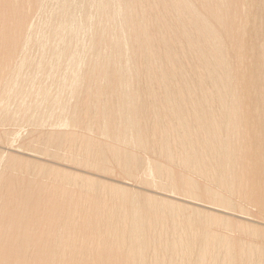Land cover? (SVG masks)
I'll list each match as a JSON object with an SVG mask.
<instances>
[{
  "label": "bare ground",
  "instance_id": "bare-ground-1",
  "mask_svg": "<svg viewBox=\"0 0 264 264\" xmlns=\"http://www.w3.org/2000/svg\"><path fill=\"white\" fill-rule=\"evenodd\" d=\"M28 1L30 0H22L21 6H24ZM204 1L206 2L207 0ZM204 1L101 0V5H99L101 6V11H98L99 15L96 14L98 16V18L96 17L98 21L94 16V23L96 21L97 25L94 24L96 25V28L93 29L94 34L91 36L93 38L92 48L95 50L93 53L94 55H91V60L85 61L86 63L82 60V63L86 65V70L88 68V70L90 69V72H86L88 77H85V81L80 79L82 76H80L79 79H76L77 83L82 84V82H84L86 85V87L83 88V90L85 89L84 93L81 92V94L76 91L75 101H78V104H73L75 106L71 105L69 109L67 105L62 109H59L54 100L55 94L53 93V87L50 86L52 90H49V86L47 87L48 90L44 87L46 88V91L41 88L44 90L43 92H41L39 87H36L35 94H37L38 99H40L41 96H45L46 102L48 99H50V102L44 106L45 99L41 98L39 100L40 105L35 111L38 109L40 110L42 107L39 112L40 115L38 114L39 116H37L38 119L45 118L57 122L59 121V115L62 114L63 117L61 121L74 123L79 120L81 126L76 130H74L75 128L64 129L61 131L62 135L60 137L58 135L59 132L57 131H52L50 134L52 137L54 135L55 143L57 142L59 145L67 147L69 151H73L71 148H73L74 145L79 144L80 146L76 145V148L79 146V149L73 153L78 157L76 159L82 164L102 170L108 169L107 163L109 159L120 164L121 160L128 157L131 153L123 147L108 143L104 140L102 141L100 137L93 135L91 130L89 132L86 128H91L92 131L96 132L104 131L103 128H105V131L109 132L113 137L123 139L124 141L140 146L145 150H150L154 145H160L164 148L163 150H165V156L168 160L178 154L180 147L181 149L187 150L189 144H192L193 147H191L193 149H190V151L192 150V153L189 152V150H187L189 155L188 153H185L184 150L179 153V156L186 155L185 158L188 167L192 164L194 165L201 162L208 155L213 166L217 170L219 187L225 186L230 189L232 193L242 192V198L246 205L239 207L243 208V206L253 205L259 210L264 211V0H212L209 5L207 1L206 6H204ZM232 1H235L234 7H232L234 4H232ZM150 5L157 8L155 13L151 11L154 13L151 14L152 16L148 14L147 10H145L146 7L148 8ZM194 6L206 7L207 10L203 15L209 14L211 16V23L220 24L221 31L218 32L220 28L216 29L210 22L197 18L198 15L196 16V12H199L200 7H197L198 10ZM172 7L174 8V12L175 10L177 11V17H174V19H172L173 15L175 16L174 12L173 15H170L172 14L170 13V10L172 12ZM99 8L100 7H98V9ZM92 11H94V9ZM150 19L154 21L151 25H149V21L151 22ZM193 19L198 20V22L193 21ZM27 23L30 24L27 22L26 15L23 14L21 20L16 24V28L24 29L27 27ZM0 26H3V23H0ZM4 26V29H1L0 27V31L2 32V39L0 38V52L3 53L4 51L9 55H11L12 52L17 53L18 50L21 49L22 38L19 39L20 36L17 35H14V37H7L6 35H10L14 27L9 28V26H12L9 25V30H6L7 24ZM208 26H211L213 29ZM67 28L64 30L75 33L73 29L66 30ZM64 30L55 29L52 33H56L59 38L67 39V42L69 40L66 34L69 32L65 33V36H67L66 38L63 36V33L65 32ZM79 34L81 33L79 32ZM223 37L228 39L226 44L229 43L231 49L234 51L233 60H229L225 54L224 46L226 44L222 40ZM72 38L74 39V37ZM226 38L224 41L227 40ZM211 40L214 42L212 43ZM4 42L6 44H4ZM174 43H176L175 45H178L176 47H179V51L184 52L186 50L191 54L190 62L187 60L188 58H185V60H187L185 61L187 65L183 63L184 61L181 63V58L179 59L180 62L177 61L176 52L178 49L176 48V52L173 50L175 46L173 45ZM78 44L81 46L80 42H78ZM88 44L91 43L89 42ZM37 47H39V45ZM129 50L132 57V60H130L131 63H128L124 57H122L123 54L127 53ZM80 51L82 50H79V52ZM82 52L84 53V57L87 58L85 55L86 52ZM76 55L74 49H72L70 53L71 58L76 57ZM81 55L83 56L82 53ZM41 56L42 55H40V57ZM180 56L182 57V55ZM51 59L52 58H49V60L46 59V61L48 62ZM40 60H42V57ZM10 61V63H2L3 67H0V69L6 72H12V60ZM28 63V67L26 64L24 65V73H28L31 63L35 65L32 60L28 61ZM144 67H146V69H144ZM186 67L190 73V76L188 75L189 78L186 76L188 74ZM79 71H81V74L79 75L84 76L82 70ZM141 71H144V74H141L142 76L139 74ZM21 76L22 75L20 74L19 81L21 80ZM28 77L29 73L28 76L25 77L26 80H28ZM73 77L74 75L71 78ZM132 80H135V83ZM92 81L105 83L107 84V87L105 86L104 88L102 87L103 85L99 87L98 85L100 84L95 85L96 82L92 83ZM136 81L137 83L139 82L138 84L140 86L143 83V89H145L141 90L144 91L143 93L139 92L141 88L138 91L139 93L137 91V93H135L133 88L136 87ZM19 84V88L22 89L23 85ZM24 84L27 83L25 82ZM92 84L98 87L95 88ZM7 87H9L8 84L5 85L6 89ZM21 94L22 93L17 90L13 92L9 91L10 98L21 96ZM48 95L49 97H47ZM62 97L64 98V96ZM104 99L105 103L103 104ZM65 100L68 102L67 99ZM178 100H180L181 105L185 104H183L184 101L193 102L194 105L192 107H194V109L192 112L190 111L191 108L189 110L187 109V111L188 113L190 111L189 114L193 113L192 115L196 117L195 119H202V123L198 122L196 123L197 125H190L185 116V109H180L178 107L180 104H177V106H171V104L174 103L176 105ZM181 101L183 102L181 103ZM91 106H94L96 109L97 107L99 109H104L87 116V113L89 112L87 111V107ZM81 107L87 108L86 115L84 112V114H82V112L79 111ZM92 109L90 112H93ZM57 110L58 112L54 114ZM107 110L113 111L112 118L107 115ZM79 112L83 116H80ZM220 112H227V114L230 115L232 113L238 115L237 119L239 118V120L237 124L241 128L239 130L243 132L245 136V141L241 144V153L235 156L231 155V157H236L239 162L227 161L226 159L217 160L216 156L214 157L211 153L213 149L223 143V130L218 121ZM0 113H2L0 114L1 119L5 113L7 114V111L0 109ZM75 113H78L80 118L75 117ZM151 113L153 119H156H152L155 124L154 127L151 128H153L154 132L159 135L158 140L155 142L149 140L146 129L147 125L144 124L146 123L145 121L148 120L145 114L148 116L150 114L151 117ZM188 113L186 114L187 116ZM171 114H174V116L176 115V117L181 119L177 120L173 116V118L177 120V126L179 122L183 127L182 133H179L180 135L178 134L177 143L175 141L173 144L171 143L172 139H170V137L172 133L176 131L174 130L176 127H174L175 121L173 122L170 120ZM205 119L206 121L204 122ZM229 131L230 133L227 142L230 143V146H234L237 139H233L236 138L239 133H236L235 129H232V126ZM154 135H152V138H154ZM51 136L49 135L48 138ZM176 144H178V146L180 145V147L177 148ZM194 149H196V152L198 150V153H196ZM24 153L29 154L28 151H24ZM137 154L139 153L135 152L131 156V158L135 160L133 164L130 163V157L128 159L129 163L124 164L128 169V173L131 175H133L135 171L146 162V157L144 159V157L142 158L140 157L141 155ZM179 156H176L174 160L181 159ZM185 158L180 160V162L183 161L181 163L184 165ZM229 163L234 166L229 167ZM202 169L203 168L199 169V174ZM50 171H52V174L56 173V171ZM6 172L7 171H3L0 174L1 178L4 180ZM202 172L201 174H203ZM15 174H17V172ZM20 174L18 173V175L15 176L19 177ZM238 174L239 176H237ZM9 175L12 174L9 173ZM58 175L59 174L56 176ZM173 175L174 171L168 165H160L159 170L154 173L147 170L145 178L148 181H155L160 188L169 190V180ZM20 176L22 177V174ZM150 176H153L155 180H152ZM12 177H14V175H12ZM12 177H9L8 179H11ZM16 179L12 178V182L9 180L10 183L7 181L8 186L4 187V191L0 195V264H28L26 259L31 256V258H49L52 261L56 257L55 248L43 250L42 253H33L32 251L25 250L32 249L37 242L43 243L44 238L41 235L47 233L40 232L38 227H40L41 224H43L44 227L50 225V219L54 217L53 212L55 211V207L50 204H45V206L42 207H32L31 212L33 211V214L31 213L27 216L24 212H21V209L20 211L18 209L17 213L13 212L15 208L12 211V204L18 202V200L22 198L20 193H24L25 190L20 187L22 181L20 182L19 179L18 181ZM180 180L183 184V186L180 187L183 195L196 198L201 194L210 199V201H213V203H221V205H224L223 207L231 208V210L236 207L230 196L223 195L218 191H195L192 184H196V179L182 178ZM21 184L23 186V183ZM90 184L91 182L88 181L85 184L83 183L85 188L88 187V190L92 191L94 183L91 184L92 186H88ZM17 188L21 189L17 191ZM93 188H95V186ZM101 188L106 189L104 186H101ZM98 189L97 191L94 189L95 193L98 192ZM107 189L111 192V189ZM101 191L102 193L104 192L102 189L99 192ZM62 193L68 194L66 191H63ZM105 194L107 193H103V195ZM101 196V199L107 197ZM202 196L198 197V199ZM116 201L118 202V200ZM109 202L106 201L105 203L103 201V204H105V206H103L107 212H104L103 208V213L106 214L103 215L105 217H103L104 219H98V216H101V214L97 215V217L95 216L96 218L87 217L81 223V225L87 229L85 239H90L91 241L88 242L90 244L87 246L85 244L79 245L78 254L80 256L86 254L80 250V247L85 246L84 249L87 250V253L94 257H91L94 259V261L93 259L91 260L92 264H94V262H97V264H123L119 261L122 257V254L120 253L122 248H126L130 252L133 251L137 255L135 261L126 264H148V258L145 257L147 254L145 253L144 256L145 251L137 242L138 238L140 240H146L152 236L158 237L160 239L159 242H163L162 244H164L170 252L178 245L187 247L186 245L190 243V241L179 239L180 242H178L179 240H174L172 242L173 244H168L167 240L163 239L168 235L169 229L165 220H163L164 224L161 222L162 220L160 221L159 217L162 219L167 213L166 209L171 210L172 206L173 210L176 209L171 202L158 203L156 200H150L146 203L135 202L136 204L133 203V205L135 204V209L133 213L130 212L131 215L129 216V212L127 213V211L124 210L126 204H124V206L122 204L121 207L115 205L117 204L116 202L113 204L112 201V206ZM107 203L109 204L108 210L106 209ZM131 203L132 202H130V204ZM137 206L139 209H136ZM141 207H156L159 212L149 209L145 214L143 212L145 210ZM178 209L181 211L180 207ZM100 210H102V207H99L98 209L94 208V213H99ZM178 213L179 212H177L176 215H180ZM167 214L166 216H168ZM18 217L25 219L26 226L25 224L23 225L25 227L22 228V226L19 225L20 227L15 226L16 228H13V223L16 222ZM131 217L133 218L130 221L129 218ZM185 217L186 219L183 220L184 224H182V222H175V224L177 227L180 225H182L183 228L188 226L190 228L193 227L192 232H195L197 239L190 231L191 229H189V231L193 237L195 236L194 239L198 240L201 244L202 259L210 258L212 264H219V259L222 254L221 264H263L264 242L259 244L256 248L246 250L245 252L247 255L245 257H241L242 253H239L237 257L235 255L236 258L232 259L231 256H224L226 245H224L223 242L227 236H222L220 235V232L212 229L211 221L209 219L201 216V218L194 220L191 219L190 214H187V216L185 214ZM212 220H214V218ZM177 221L182 220L178 219ZM79 224L80 223H75L66 227L58 225L56 229H65L75 232L80 228ZM103 227H109L113 231L102 230ZM119 229L123 230V233L128 231L130 234L126 236L125 233L123 235L120 234L122 235L120 236L118 235ZM186 229H183V231ZM175 230H177L176 227ZM2 231L3 233H1ZM12 232L16 234L11 236ZM38 234L41 235L37 236ZM190 237L191 235L186 238ZM108 242L114 244V248L111 251L105 249V244H103L102 247V243ZM244 242L245 240H240V244ZM95 245L97 246L95 247ZM213 249H216L217 252L213 251ZM164 263V260L157 258L154 262L149 264Z\"/></svg>",
  "mask_w": 264,
  "mask_h": 264
},
{
  "label": "rangeland",
  "instance_id": "rangeland-1",
  "mask_svg": "<svg viewBox=\"0 0 264 264\" xmlns=\"http://www.w3.org/2000/svg\"><path fill=\"white\" fill-rule=\"evenodd\" d=\"M207 1H208V5L212 2V0H207ZM21 2L22 0H0V23H3V26L7 24L6 30H9L8 29L9 25H12L11 27L9 26V28L14 27L13 30L11 31V34L6 36L7 37H14V35L20 36L19 39L22 38L21 42L23 43L22 44L20 42L21 49H19L17 53L12 52L11 55H9L6 54L4 51L3 53L0 52V67H3L2 63H8V62L10 63L11 62L10 60H12L11 63L12 72H6L0 69V109H4L7 111V114L5 113L0 119V174L3 171H7L5 174V180L2 179L0 176V195L4 191V187L8 186L7 181L11 180L12 182V178L16 179L18 176L15 175L21 173L22 177L20 176L21 175L20 174L16 180L18 181L19 179L20 182L22 181L21 183H23V186L19 182L20 187L25 190L24 193H20V195H22V198L19 199L18 202L12 204L11 206L12 211L15 208L13 212L17 213L18 209L19 211L21 209V212H24L25 215L27 216L30 215L31 213L33 214V211L31 212L32 207H39V206L42 207L45 206V204L46 205L50 204L51 206L55 207V211L53 212L54 217L50 219V225L44 227L43 224H41V226L38 227V230L40 232L47 233L45 235H41V234L37 235V236L39 235L43 236L44 238L43 243L37 242L32 249L25 251H32L33 253H37V252L42 253L43 250H49L51 248H55L56 257L54 260L51 261V259L49 258H40V257L31 258L32 257L31 256L26 259L28 264H92L91 260L94 257L87 253V250L84 249L85 246L80 247V250L81 252H84L86 254L81 256L78 254V246L84 244L87 246L88 244H90L88 242L91 241L90 239H85L87 229L86 227L82 226L81 223L87 217L94 218L95 216L97 217V215H101V214H102L101 216H98V219L101 220L104 219L105 217L103 215L106 214L103 213V208L105 206V204H103V201L105 203L106 201L107 202L110 201L109 202L111 203L110 205H112V201H113V204H115L114 202H116L117 204L115 205H119L121 207L122 204L123 206L124 204H126L124 206L126 208L124 207L123 208L124 210L127 211V213L129 212L128 216L131 215L130 212L133 213L136 204L135 202L146 203L147 201L150 200H156L158 201V203L171 202L174 205V207H176V209H174L175 211L172 209L173 206L171 210L166 209L168 213L166 214L168 216H166V214L164 213L165 217L161 215L164 218L162 217L161 219V217H159L160 221L162 220L161 222L164 223L163 220H165V223H167L169 229L168 235L165 236L163 239H166L168 244H173L172 242L174 240H179V239L190 241V243L186 245L187 247L178 245L170 252L169 250H167L165 245L162 244L163 242L161 243L159 242L160 239L158 237L152 236L151 238L146 240L143 239L140 240L138 238L137 242L141 245V247L145 251L144 256L145 253L147 254L145 257L148 258L147 260L148 264L154 262V260L157 258L164 260L165 261L164 264H212L210 258H205V259L201 258V254H202V248L200 246L201 244L199 243L198 240L194 239L196 235L194 231H193L194 233L192 232L193 227L190 228L188 226L183 228L182 225H180L181 227L180 226L177 227V225L175 224V222H179V223L182 222V224H184L183 220L186 219L185 214L186 216L187 214H190L191 219L194 220L201 218V216L202 217L204 216L205 218L211 221L212 229L220 232V235L222 236H227V238L223 242L224 245H226V252L224 256H229V257L231 256L232 259L236 258L239 253H242L241 257L243 256L245 257L247 255L245 252L246 250L250 248H256L258 247L259 244H262V242H264V211L259 210L253 205L243 206V208L239 207L242 205H246L243 201L244 199L242 198L243 193L242 192L232 193V191L226 188L225 186L219 187L220 185L218 184V180H217L218 178L217 170L213 166L208 155L201 162L196 163L194 165L192 164L188 167V165L186 164V158H185L186 155L179 156V153L183 150L185 151V153H188V155L189 152L192 153V150L190 151V149H193L192 144L191 145L189 144L187 148L189 152L185 149H181L180 145L178 146V144H176L177 148L180 147L179 148L180 150H178L179 152L176 156L177 157L179 156L181 159L185 158V160L183 159L185 161V165H184L181 163L183 161L180 162L181 159L174 160L176 156L168 160L165 156V150H163L164 148H162L160 145H154L150 150H145L144 148L133 145L129 142L124 141L123 139L113 137L111 134H109V132L105 131V128H103L104 131L101 132L92 131L91 128H86V130L89 132L91 130V133L93 135L100 137L102 141L104 140L107 141L108 143L123 147L124 149H126L131 153L128 157L122 159L120 164L112 159H109L107 163L108 169L102 170L93 166L82 164L76 159L78 157L73 153L79 149L80 146L79 144H76L79 145L78 148H76L77 146L74 145L73 148H71L73 151H69L67 147L59 145L57 142L55 143L54 135L52 137L50 134L52 131L59 132L58 135L60 137L62 135L61 131L64 129L75 128L74 130H76L77 128H80L79 127L81 126L80 121L78 120L77 122L74 123L61 121L63 117L62 114L59 115L58 117L59 121L57 122H53L45 118L38 119L37 116L40 115L39 112L42 109V107L40 110L39 109L37 110L38 112L35 110L40 105L39 100L41 98L45 99V96H41L40 99H38L37 94H35L36 87H39V89L42 88L44 90L48 86H49L48 88H50V86L53 87L54 88L53 93L55 94L54 100L57 106L59 107V109H62L66 105L69 109L71 105L76 103L78 104V101L77 102L75 101L76 91L78 93L81 92L84 93L85 89L83 90V88H85L86 85L84 82H82V84L77 83L76 79L77 78L79 79L80 76H82L80 79H82V81H85L86 78L88 77V74L86 75V72L87 71L90 72V69L88 70L87 68L86 70L85 67L86 65L82 63V60L83 62L87 60L90 61L91 55L92 56L94 55L93 53L95 50L92 48L93 38L91 36H93L94 34L93 29H95L96 28L95 26L97 25L96 21L94 23V20L95 19L97 20L98 18L97 15H99L98 11L99 12L101 11V6H99L101 5L100 3L101 0H30L24 6H21ZM206 2L204 1V6L207 5ZM232 4H233L232 7H234L235 1H232ZM204 6L202 7L194 6L195 8L200 7L199 8L200 10L197 8L199 12H196L197 13L196 16L198 15L197 18L204 19L205 21L211 23V19H210L211 16L209 14L203 15L204 12L207 10V8ZM98 7L100 8L98 9ZM92 8L94 9V11H92L93 10ZM171 9L172 12L170 10V13L172 14L170 15H173L174 8L172 7ZM145 10H147L148 14L151 15L157 11V8L150 5L148 6V8L146 7ZM151 11H153L154 13ZM23 14L26 15L27 22H29L30 24L27 23V27H25L24 29L23 28L18 29L16 28V24L19 22V20H21V16ZM174 14L175 16L173 15L172 19H174V17L175 18L177 17L176 10ZM10 21L12 24L10 23ZM193 21L198 22V20L195 19H193ZM152 22L154 23V21L152 20L151 22L149 21V25H151ZM212 25L216 29L220 28V24H212ZM3 26H0L1 29L5 28V26L4 27ZM208 27L212 28L211 26ZM65 28H67L66 30L73 29L75 33L65 31L64 30ZM55 29H61V30L63 29L65 31L63 33V36H65L66 32H69L66 35L68 36L69 41L71 39L70 42L67 41L70 44L66 42L67 39L59 38L56 35V33H52L54 32L53 30ZM220 31L221 28L218 32ZM79 32L81 34H79ZM0 33H1L0 34V38H1L2 32L0 31ZM220 34H224V33H220ZM67 36L65 37L67 38ZM71 36L74 37V39ZM225 38L226 37H223L222 40L226 44L228 42V39L226 38L227 40H225L226 41L225 42L224 41ZM78 42H80L81 46H79ZM89 42L91 44H88ZM4 44L6 43L4 42ZM175 44L176 43H174L173 45ZM38 45L39 47H37ZM176 46L178 45H175L173 49L175 52L179 48ZM72 49H74L75 55L77 54L76 57L73 58H71L70 56ZM224 49H225L224 50L225 54L229 58V60H233L234 51L231 49V45L229 43L226 44L224 46ZM79 50L85 51L86 52L85 55L88 59L85 58L84 53L82 51L79 52ZM185 51L184 52L179 51L178 49L177 51L178 53L176 52V54L178 59L177 61H179V59L181 58L180 59L181 63L184 61L183 63L187 65L185 61L189 60L190 62L191 54H189L188 51L186 52ZM81 53L83 54V56L81 55ZM40 55H42L41 56L42 60H40L41 59ZM180 55H182V57ZM48 57L52 59L47 62L46 59L49 60ZM122 57H124V59L129 63L130 60H132V57L130 55V50L127 53H124ZM185 58L188 59L185 60ZM31 60L34 62L35 65L31 63V66L33 67L30 66V69L28 70L29 77L28 80H26L25 77L28 76V73H24L23 68H25L24 66L25 64L28 67L29 65L28 61ZM74 68L77 69L75 70ZM144 69H146V67H144ZM79 70H82L84 76L79 75L81 74L80 73L81 71ZM144 71H141V73L139 74L141 75ZM20 74L22 75L20 80L21 82L19 81ZM73 75H74L73 77L74 79L71 78ZM188 75L190 76L189 72L186 75L187 78H189ZM25 82L27 84H24ZM95 82L92 81V83H95V85L100 84L98 85L99 87L102 85H103L102 87L104 88L105 86L107 87V84L105 83H101L99 81L98 82L95 81ZM133 82L135 83V80ZM19 83L23 85L22 89L19 88L18 86ZM138 83L136 81V85H135L136 87H134L133 89L135 90V93H137L141 88L139 92L143 93L144 91H141L144 88L143 83L142 84L140 83L141 86ZM6 84H8L9 86L7 87V89L5 88ZM92 85L95 86L94 84ZM97 87L95 86V88ZM48 88L46 90H48ZM42 89L41 92L44 91ZM15 90L20 91L22 93L21 96L10 98L9 91L13 92ZM49 90L52 89L50 88ZM62 96H64V98ZM47 97H49V95ZM65 99H67L68 102ZM105 99L103 100V104L105 103ZM44 102L43 105L45 106L50 102V99H48L47 102L45 99ZM182 102L183 101H181V103ZM177 104L178 105L180 104V100L177 101L176 105L174 103L171 104V106H177ZM183 104L184 105L180 104V106L178 107L182 110L185 109L186 114L188 113L187 109L189 110L191 108L190 110L191 112L194 109V107H192L194 103L191 101L190 102L184 101ZM4 107H6L7 109ZM82 108L83 107H81L79 111L82 112V114L85 113V115L87 113L86 110L88 108L87 111H89L88 112L89 114L87 113V116L92 113L95 114L97 113V111L99 112L100 110L104 109V108L99 109L98 107L96 109L94 108V106L87 108L84 107L83 109ZM91 109L93 110V112L92 111L90 112ZM110 111L107 110L106 113L108 112L107 115H109L112 118L113 111L112 110ZM57 112L58 110L55 111L54 114H56ZM189 113L188 116L186 114L185 116L188 122L190 123V125H194L198 122L202 123L201 121L202 119L200 120L197 117L200 120L199 121L198 119H195L196 117L192 115L193 113L191 114ZM79 114L75 113V117H79ZM82 114H80V116H83ZM145 115L147 116L148 120H151V121L146 120L145 121L146 123H144L147 125L146 129H147L148 138L151 142H155L158 140L159 135L154 132L153 128H151L154 127L155 124L154 121H152L153 119L152 113H151V117L150 114L149 116L147 114ZM227 115L230 114H227V112L226 113L220 112L218 121L220 122V125L223 130L222 131L223 143L220 146L213 149L211 153L213 154L214 157L216 156L217 160L226 159L227 161L239 162L236 157H231V155L235 156L241 153V144L245 141V136L243 132L239 130L241 128L237 124L239 120V118L237 119L238 115L233 113L231 114L232 116L231 115L227 116ZM173 116L174 114L170 115V120L173 122L175 121L174 127L176 128L174 130H176L177 133L176 131L175 132L173 131L174 133H172L170 137V139H172L173 141V142L171 141L172 144L175 141L177 143L178 141L177 137L182 133V129H183L181 123L178 122V126L176 123L177 120H181V119H179L175 115L174 118H176L177 119L176 120L173 118ZM205 121L206 119L204 120V122ZM231 126L233 130L235 129L236 133H239V135L233 139V140L237 139L234 146H230V143L227 142V138L229 136L230 133L229 130ZM49 135L52 137V139L51 137L48 138ZM152 135H154V138H152L153 137ZM24 151H28L29 154L24 153ZM194 151L196 152V149H194ZM135 152L139 153L137 155H141L140 157L142 158L144 157V159L146 157V162L143 165H141L133 175H131L128 173V169L124 166V164L129 163L128 162L129 157L131 164L135 162V160L131 158L132 154ZM196 153H198V150ZM160 165H165V166L168 165L174 171V175L169 180L170 182L169 190L160 188L158 186V183H156L155 181H148L145 178V173L147 170L151 171V173H154L155 171L159 170ZM228 166L232 167L234 165L229 163ZM200 168L203 169L200 171L199 174L198 171ZM50 170L56 171V173L52 174V171ZM203 170L206 171L204 172ZM16 172L17 174H15ZM201 172L203 174H201ZM9 173L14 175V177H12V175H9ZM57 174L59 175L56 176ZM239 174L237 176H239ZM9 177L12 178L8 179ZM20 177L22 178V180ZM150 178L152 180H155L153 176H150ZM182 178L196 179L197 181L196 184H192L194 186L195 191L204 192L206 190H215L222 193L223 195L230 196L236 207L231 210V208L223 207L224 205H221V203L218 204L213 203V201H210V199H208L206 196L205 197L202 196L201 194L196 198L183 195L180 189V187L183 186L180 180ZM87 181L91 182V184L94 183L93 187L95 186V188L92 187L93 189L92 191L88 190V187L85 188V185H83V183L85 184L87 183ZM91 184L88 186H92ZM101 186L102 187L104 186L106 189L109 188L111 189V192L112 191L113 192L111 193L108 189L106 190L104 188H101ZM21 188H17V191L20 190ZM94 189L95 191H97L98 189V192L102 189L104 190L103 193H107V194L103 195L102 191L99 193L98 192L95 193ZM114 189L116 190V192ZM63 191L68 192V194L62 193ZM118 192L120 193V195ZM100 196L101 197L107 196V197H105V199L104 197L101 199ZM200 196H202L201 197L202 199L201 198L198 199V197ZM116 200H118V202ZM130 202H132L131 203L132 205L130 204ZM133 203L135 204L133 205ZM108 206L109 204L107 203V207H106L107 210H108ZM99 207L100 208L102 207V210H100L99 213H94V208L98 209ZM177 207L178 208L180 207L181 211H179ZM137 208L138 206L136 207V209ZM141 208L145 210L143 211L144 213L149 209L159 212L158 208L156 209V207L154 208L146 207L147 209L145 207H141ZM127 209H129L130 211ZM104 212H106L105 208H104ZM177 212H179L178 214L180 215H176ZM132 218L133 217L129 218V220L131 221ZM213 218L214 220H212ZM178 219L182 221H177ZM75 223H80L79 224L80 228H78L75 232L68 231L65 229L62 230L56 229L58 225L62 227H66L73 225ZM24 224H25V219L22 217H18L16 219V222L13 223V228L18 227L19 225L22 226L23 228L26 226V224L25 226H23ZM174 226L176 227L177 230H175ZM183 229H186L185 230L186 232L183 231ZM189 229H191L190 231L192 232V234L195 235L194 237L192 236ZM102 230L113 231L109 227H103ZM173 232L175 233V235ZM1 233H3V231ZM125 233L126 236L130 234L128 233V231L127 232L125 231ZM125 233H123V230L121 229H119L118 231V235L120 234L123 235ZM14 234L16 233L12 232L11 236H13ZM190 235H191L190 238H186L189 237ZM241 239L245 240V242L242 244H240ZM178 242H180V240ZM103 244L106 245L105 249L107 250L111 251L114 248V244L112 242L102 243V247ZM96 246L97 245H95V247ZM213 251L217 252L216 249H213ZM120 253L122 254V257L119 261H121V263L123 264L129 263L131 261H135L137 257L135 252L133 251L130 252L126 248H122ZM221 260H222V254H221V258L219 259L220 262L219 264H221ZM94 264H97V262H94Z\"/></svg>",
  "mask_w": 264,
  "mask_h": 264
}]
</instances>
